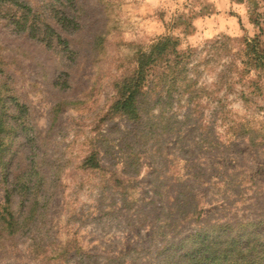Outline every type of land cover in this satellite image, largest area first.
I'll list each match as a JSON object with an SVG mask.
<instances>
[{"label": "rangeland", "instance_id": "374dc122", "mask_svg": "<svg viewBox=\"0 0 264 264\" xmlns=\"http://www.w3.org/2000/svg\"><path fill=\"white\" fill-rule=\"evenodd\" d=\"M51 1L16 0L38 11ZM11 2H0L7 3L0 4V201L11 190L19 230L12 236L0 231V264H43L34 258L35 238L48 246V256L67 245L66 258L76 252L82 264H160L165 254L179 252L167 247L171 240L196 226L188 220L171 230L155 219L177 176L190 180L204 208L202 222L264 217V151L238 134L264 125V92L249 95L230 71L239 65L238 41L257 34L264 45V0H78L83 23L61 32L74 50L64 57L14 30L6 12ZM160 35L177 38L180 51H194L189 77L202 91L188 107L186 91L175 92L171 110L180 120L191 112L194 131L185 146H192L197 131L220 142L219 152L197 159L204 181L186 176L174 136L163 139L159 163L144 152L136 168H126L118 149L128 142L124 121L100 120L113 99V81ZM97 133L113 146L102 164L106 177L114 170L125 180L123 194L103 182L104 171L81 167Z\"/></svg>", "mask_w": 264, "mask_h": 264}, {"label": "trees", "instance_id": "16d2710c", "mask_svg": "<svg viewBox=\"0 0 264 264\" xmlns=\"http://www.w3.org/2000/svg\"><path fill=\"white\" fill-rule=\"evenodd\" d=\"M3 1L7 0H0ZM78 5V0H53L38 11L29 3L12 0L6 12L11 13L13 18L11 23L16 32H24L26 36L41 41L44 46L56 51L58 55L63 54L64 57L74 50L70 48V43L61 32H73L83 23L82 12ZM49 18L59 26L58 31H54L48 21ZM193 52L189 48L180 51L177 38L160 35L147 50H137L131 58L132 64L126 73L113 81L114 96L100 120L112 122L115 117H119L124 121L126 131L121 133L124 135V140L127 137L128 142L118 144V149L120 156L125 159L126 168L130 165L136 168L140 153L144 152L149 153L153 163H159L158 157H164L161 152L163 139L174 136L176 141L182 144L178 150H180V159L186 166V176L191 177L192 180L200 178V181H204L207 177L197 159L199 155L207 152L210 154L219 152L220 142L214 141V138L205 131H197L192 146H185L187 143L183 140L191 130L194 131V128L188 127L191 112L184 114L183 120H180L171 110L175 92L180 94L186 91L188 94L186 107H188L191 105L193 95L202 91V88L195 87L196 82L189 77L188 65ZM234 57L239 61V65L233 63L230 71L236 73L239 82L246 84L249 95L262 96L264 45L260 37L256 34L238 41ZM241 97L244 101H250L243 92ZM200 127L201 125L196 126L195 130ZM263 127L264 125L258 129L248 128L243 132L239 129L238 134L244 135L253 148L264 151ZM98 136L101 137L100 133L91 138L90 147L81 162V167L89 171H104L101 174L103 182L107 185L111 183L112 190L120 188L119 191L123 194L126 190L125 180L116 175L114 170L106 177L108 170L102 164V159L109 155L113 146L107 144L105 139H99ZM202 178L204 179L201 180ZM160 187L156 186L154 192L158 193ZM168 189L171 192V199L163 205L162 216H156L155 219L163 222L165 228L171 230L178 225H187L188 220L194 221L196 226L188 228L187 232L174 242L171 240L167 247L173 246V249L177 248L179 252L173 250L165 254L160 264H264V217L244 223H205L201 221L204 208H201L199 200L194 195L190 180L177 176L173 178ZM10 192L11 190L5 192L0 201V231L5 230L7 236L15 235L19 230ZM157 195L159 196V193ZM30 213H34L33 209ZM171 230L168 231L172 233ZM32 246L34 258L37 261L38 259L44 261L43 264H51L50 259L56 262H69L72 259L74 264H82L76 259L79 257L76 252H71L66 258L70 251L67 245L55 252L54 257L48 256V246L41 238H35ZM72 249L79 250L76 246Z\"/></svg>", "mask_w": 264, "mask_h": 264}]
</instances>
